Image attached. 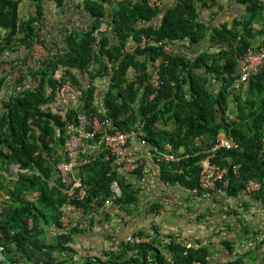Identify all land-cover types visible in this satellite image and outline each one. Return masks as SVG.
Wrapping results in <instances>:
<instances>
[{
  "label": "trees",
  "instance_id": "trees-1",
  "mask_svg": "<svg viewBox=\"0 0 264 264\" xmlns=\"http://www.w3.org/2000/svg\"><path fill=\"white\" fill-rule=\"evenodd\" d=\"M20 1L0 0V58L10 51L27 50L29 55L34 44L46 42L41 32L42 0H35L36 12L28 18L19 15ZM52 1L57 6L64 2ZM196 1L200 0H179L156 26L152 21L159 8L151 7L148 0H83L90 23L87 28L68 32L62 47L51 43L61 47L62 53L47 56L32 66L27 65L28 55L22 57L13 84L15 92L0 106V172L13 175L8 170L11 163L26 169L10 178L0 173L4 192V197L0 194L4 203L0 216V264H19L24 260L67 264L77 253L73 247L75 239L86 232L79 221L94 222V212L103 208L114 179L121 195L111 202L129 211L128 207L137 200L128 174L120 170L113 156L102 152L76 169L74 175L80 177L86 196L77 202L82 211L73 214L68 225H62L61 206L66 198L55 168L61 159L58 150L64 142L65 121L41 109L55 96L53 73L59 65L79 86L75 97L80 103L70 107L67 120L79 112L90 119H107L109 132H128L142 123L143 137L150 145L170 143L174 151L182 149L191 154L180 162L159 163L161 178L204 191L212 190L198 185L200 160L220 132L229 133L237 147L218 150L214 160L221 166L238 164L239 173L227 176L222 192L237 195L247 181L257 180L261 188L255 194L264 200V71L251 74L238 89L231 87L239 75L246 48L264 47V28L252 32V23L264 13V4L259 0H239L248 11L245 19L234 21L231 27L214 28L210 33V42L220 47L217 53H202L193 61L182 54L164 53L162 44L169 46L184 38L196 43L202 38L205 31L194 21ZM106 18L118 43L98 40L97 32ZM259 36L262 38L254 46L253 41ZM130 40L134 46L126 50ZM158 56L166 63L160 65L161 82L154 92L148 77L152 61ZM104 58L111 64V74L105 110L99 111L93 104V88L80 87L73 72L87 71L93 78L95 74L89 67L102 64ZM2 61L7 64V60ZM100 71L99 68L96 72L104 73ZM211 78L219 83L216 90L209 83ZM5 83L1 79L0 88ZM157 207L153 204L150 210ZM47 232L52 238L48 239ZM132 235L147 240L131 243L115 238L110 247L116 243V250L104 248L99 256L86 253L82 264H194L205 262L209 256L207 247H187L169 234L166 241L160 240L156 232Z\"/></svg>",
  "mask_w": 264,
  "mask_h": 264
},
{
  "label": "crops",
  "instance_id": "crops-1",
  "mask_svg": "<svg viewBox=\"0 0 264 264\" xmlns=\"http://www.w3.org/2000/svg\"><path fill=\"white\" fill-rule=\"evenodd\" d=\"M178 1L159 0L157 4L159 13L152 23L160 25L162 17ZM259 1L264 4V0ZM41 4L43 7L41 32L46 42H54L61 46L68 32L87 28L90 23L91 19L82 6L83 0H64L61 6L55 5L52 0H42ZM36 8L35 0H21L19 15L21 18H28L36 12ZM195 13L194 21L205 31L202 38L196 43L190 42L187 38L178 39L169 45V54H182L189 61H193L202 53H217L220 47L210 42L211 31L222 25L231 27L234 21H242L248 15L246 5L239 0L196 1ZM257 17L252 23L254 33L264 28V13ZM97 36L98 40L105 38L108 44L119 42L109 18L101 25ZM261 38L259 36L253 41L254 46ZM133 46L134 43L130 40L126 42L125 49L131 50ZM24 55H28L27 50L10 51L0 58V61L7 60V64L0 62V81L2 79L4 83L6 82L0 88V106L15 92L13 84L18 76V64H21ZM99 68L101 71L104 70V73H97ZM201 68L198 71H201ZM89 70L94 72L93 78L87 71L75 70L73 73L80 87L93 88V104L99 111H104L111 64L104 58L102 64L94 63ZM209 83L213 90L219 86L213 78ZM75 96L71 106L80 103ZM223 134L219 133L221 136ZM130 147L140 153L143 159L138 173L127 175L136 188L135 204L128 207L129 211H125L114 202L104 203L101 210L94 212L95 219L92 224L77 220L80 227L86 228V232L75 239L73 247L77 253L67 264H82L81 258L84 254L99 256L104 248L110 247L111 240L125 239L138 232L145 234L156 232L162 241L168 240L166 236L169 234L187 247L205 246L208 248L207 257L211 264H264V200L258 198L255 193L251 195L242 192L230 196L222 191H204L189 188L179 182H166L161 178V166L148 155L146 146L133 138ZM0 173L3 175L2 171ZM0 194L4 197L1 183ZM153 204L158 205L155 211L150 210ZM75 213L73 212L69 219ZM72 223L74 224V221ZM54 234L55 231L53 236ZM47 237L52 238L49 232ZM81 247L89 250L81 252ZM19 264L43 262L24 260Z\"/></svg>",
  "mask_w": 264,
  "mask_h": 264
},
{
  "label": "built area",
  "instance_id": "built-area-1",
  "mask_svg": "<svg viewBox=\"0 0 264 264\" xmlns=\"http://www.w3.org/2000/svg\"><path fill=\"white\" fill-rule=\"evenodd\" d=\"M210 2L211 0H202ZM159 0H148L151 7L157 6ZM142 44L144 39H142ZM164 53L169 54L170 49L167 44H162ZM63 50L59 46L51 45L49 42L43 44L36 43L33 45L27 57V65L32 66L34 62L44 59L47 56L62 53ZM166 61L162 56L156 57L152 61L151 72L148 77V84L155 92L160 86V65ZM264 71V47H247L240 61L239 75L234 79L231 87L238 89L247 78L257 71ZM53 80L56 86L55 96L53 99L42 105L41 109L51 114L58 115L65 121L63 124L64 142L58 154L61 159L56 164V175L62 185V192L65 194V202L61 206L60 221L62 225H68L69 218L73 212L80 213L82 208L77 202L82 201L86 196V190L82 185L80 177L75 176L76 169L80 166L89 164L102 152H108L114 157L120 170L124 173L131 174L137 171L143 162L140 153L132 150L130 147L131 139L137 141L147 147L148 155L156 163L180 162L191 156L190 153L184 152L182 149L174 151L170 143L163 146L150 145L143 137L141 129L142 123H139L136 129L128 132L115 130L109 132L107 130L108 120H99L97 117L88 118L84 113H76L71 120H67V113L71 107L72 99L77 91V86L73 83L70 76L66 73L64 67L59 65L54 73ZM153 96V94L151 95ZM237 147V142L231 134L219 135L215 143L206 151L200 160V169L198 173V185L201 189L222 191L227 184V176L230 174L237 175L239 173V165L221 166L214 159L216 152L220 149L230 150ZM8 170L13 177L21 171L19 164L11 163ZM6 178L12 177L9 173L2 171ZM261 183L257 180H249L243 188V193L253 194L259 191ZM110 196L105 199L104 203H110L114 198L121 195L120 185L117 180L110 182ZM4 203L0 197V216L3 212ZM1 218V217H0ZM126 241L131 243H141L147 238L139 235H129ZM112 250L117 249L115 243L110 247ZM194 264H211L208 257L205 262H195Z\"/></svg>",
  "mask_w": 264,
  "mask_h": 264
},
{
  "label": "rangeland",
  "instance_id": "rangeland-1",
  "mask_svg": "<svg viewBox=\"0 0 264 264\" xmlns=\"http://www.w3.org/2000/svg\"><path fill=\"white\" fill-rule=\"evenodd\" d=\"M82 249H81V252H84L85 251V249H87V250H89L88 248H86V247H81Z\"/></svg>",
  "mask_w": 264,
  "mask_h": 264
}]
</instances>
